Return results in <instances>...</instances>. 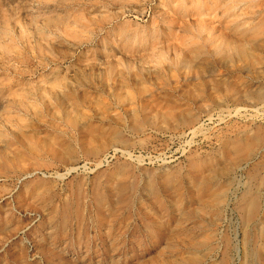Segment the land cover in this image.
Masks as SVG:
<instances>
[{
  "label": "rangeland",
  "instance_id": "rangeland-1",
  "mask_svg": "<svg viewBox=\"0 0 264 264\" xmlns=\"http://www.w3.org/2000/svg\"><path fill=\"white\" fill-rule=\"evenodd\" d=\"M0 264H264V0H0Z\"/></svg>",
  "mask_w": 264,
  "mask_h": 264
},
{
  "label": "bare ground",
  "instance_id": "bare-ground-1",
  "mask_svg": "<svg viewBox=\"0 0 264 264\" xmlns=\"http://www.w3.org/2000/svg\"><path fill=\"white\" fill-rule=\"evenodd\" d=\"M142 108L145 109L144 106H143ZM134 113H136V111H135ZM130 117H131V116H130ZM139 119H140V118H139ZM141 119L146 120L145 116H143V115H141ZM144 123H145V122H144ZM134 130H138V128L134 127ZM138 131H139V130H138ZM252 203H253V202H252Z\"/></svg>",
  "mask_w": 264,
  "mask_h": 264
}]
</instances>
